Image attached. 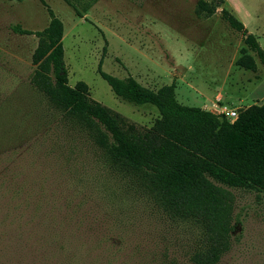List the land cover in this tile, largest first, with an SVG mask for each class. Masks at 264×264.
I'll use <instances>...</instances> for the list:
<instances>
[{
	"label": "rangeland",
	"instance_id": "374dc122",
	"mask_svg": "<svg viewBox=\"0 0 264 264\" xmlns=\"http://www.w3.org/2000/svg\"><path fill=\"white\" fill-rule=\"evenodd\" d=\"M218 2L219 0H206ZM197 0H0V264H194V224L164 214L30 83L33 34L49 22L64 27L63 60L70 86L83 80L94 100L144 129L158 116L149 103L115 95L96 71L131 75L152 89L175 83L178 102L220 113L259 103L264 66L235 65L242 34L220 16L195 12ZM78 13L81 15L79 16ZM257 41L264 51V36ZM220 107H210L211 100ZM260 99V100H259ZM234 194L231 246L215 264H264V197Z\"/></svg>",
	"mask_w": 264,
	"mask_h": 264
},
{
	"label": "trees",
	"instance_id": "16d2710c",
	"mask_svg": "<svg viewBox=\"0 0 264 264\" xmlns=\"http://www.w3.org/2000/svg\"><path fill=\"white\" fill-rule=\"evenodd\" d=\"M223 3L197 0L195 12L210 16ZM48 14L49 22L42 29L12 27L19 34L37 37L31 55L35 65L31 85L60 114L62 125L71 126L97 148L109 170L126 178L169 218L199 228L200 244L190 256L191 262L217 263L231 246L232 189L255 191L264 197V97L260 103L240 109L230 122L222 113L178 102L173 81L152 89L131 75L120 78L104 72L100 59L96 71L115 95L156 107L158 116L152 125L140 129L91 98L85 81L68 84L63 23L51 9ZM220 16L242 34L245 46L235 65L256 69L248 49L264 66V51L256 37L226 5L221 6ZM6 152L0 132V158ZM2 182L4 176L0 185Z\"/></svg>",
	"mask_w": 264,
	"mask_h": 264
},
{
	"label": "crops",
	"instance_id": "0c3cea01",
	"mask_svg": "<svg viewBox=\"0 0 264 264\" xmlns=\"http://www.w3.org/2000/svg\"><path fill=\"white\" fill-rule=\"evenodd\" d=\"M224 3L240 19L246 30L252 33L256 39L259 38L258 34L264 36V0H224ZM263 97L264 95L260 98L261 101ZM222 98L223 95L217 93V98H215L218 100L216 101L217 103L211 100L210 105H206L205 108L215 104L220 107ZM231 109H234V107Z\"/></svg>",
	"mask_w": 264,
	"mask_h": 264
},
{
	"label": "built area",
	"instance_id": "2783aa9c",
	"mask_svg": "<svg viewBox=\"0 0 264 264\" xmlns=\"http://www.w3.org/2000/svg\"><path fill=\"white\" fill-rule=\"evenodd\" d=\"M220 113H222L224 117L230 122L234 121L238 115V112L232 109L222 110Z\"/></svg>",
	"mask_w": 264,
	"mask_h": 264
}]
</instances>
